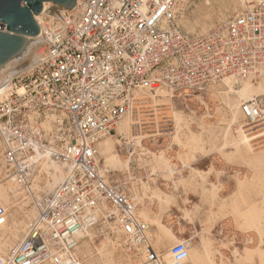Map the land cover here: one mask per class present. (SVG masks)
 I'll list each match as a JSON object with an SVG mask.
<instances>
[{"label":"built area","instance_id":"obj_1","mask_svg":"<svg viewBox=\"0 0 264 264\" xmlns=\"http://www.w3.org/2000/svg\"><path fill=\"white\" fill-rule=\"evenodd\" d=\"M235 1L206 30L182 24L193 0H77L63 18H43L40 59L0 78V181L10 180L18 203L34 210L0 264H82L81 240L107 228L143 264H187L186 241L154 248L138 193L129 177L106 169L98 142L115 133L136 91L200 93L264 75V0ZM239 108L244 127L264 116L259 97ZM48 163L62 171L50 190ZM10 209L0 203V227Z\"/></svg>","mask_w":264,"mask_h":264},{"label":"rangeland","instance_id":"obj_2","mask_svg":"<svg viewBox=\"0 0 264 264\" xmlns=\"http://www.w3.org/2000/svg\"><path fill=\"white\" fill-rule=\"evenodd\" d=\"M212 1L193 0L186 13L195 25L193 30L209 29L231 13L229 0ZM218 9H222L221 13ZM192 11L199 15L202 23L194 22ZM40 48L39 51L43 50V46ZM258 80L264 83V75ZM165 94L144 90L134 95L128 115L132 121L131 132L110 135L117 153L123 160H130L129 167L114 170L113 177L130 178L129 186L139 195L138 213L150 224L152 243L157 250L165 252L172 242L166 237L161 242L156 241L155 216L167 226L172 224L170 228L179 237L201 249L210 240L213 248L222 254V259L219 253L216 254L218 264H258L257 259L242 261L235 252L256 247L260 238L264 242V158L248 160L246 155L250 152L240 154L232 144V137L241 126L250 138L251 148L255 151L264 149V116L255 124L244 127L242 117L236 118L228 104L213 95L210 89L200 93ZM159 153L168 164L175 166L171 173L162 159L156 158ZM165 194L168 201L161 204L158 197L165 198ZM25 205L22 209L28 210ZM141 209L146 210L147 219ZM12 213L19 219L23 214ZM107 231L108 228L91 231L93 235L88 241L94 252L105 245L119 262L141 264L139 255H127L117 248ZM7 232H0V240L9 237ZM11 245L2 246L0 250Z\"/></svg>","mask_w":264,"mask_h":264},{"label":"bare ground","instance_id":"obj_3","mask_svg":"<svg viewBox=\"0 0 264 264\" xmlns=\"http://www.w3.org/2000/svg\"><path fill=\"white\" fill-rule=\"evenodd\" d=\"M206 1L207 0H205V2ZM218 1L219 0H217V2ZM229 1H230V5H231V10L233 11L235 9L237 3L235 0H229ZM219 3H221V1ZM226 3H225V5H228ZM51 5H53L52 2H44L43 10L40 13L34 15V18H35L37 24L39 25V27L41 29H42L43 18L47 17V16H51V14L45 13L44 10ZM211 5H212V3H211ZM219 6H221V8H222L221 4ZM198 9H199V7H198ZM208 9H209V7H208ZM221 10H219V12ZM194 11H192L194 22L198 23V24H199V22L202 23V19L199 17V15H195L196 12L194 13ZM203 13H204V11H203ZM214 14L215 13H213V16H214ZM206 16H208V15H206ZM202 18H204V16ZM219 18L220 17H218V19ZM189 19H190V17L188 18V14L185 15L184 19H183L184 21L182 20V24L184 22L183 26L187 30L189 29L190 31H193L195 25H194V23H191V21ZM210 24H213V23H210ZM200 25H201V28L203 29V25L202 24H200ZM206 27H208V26H206ZM43 45H44V40H43L42 35L40 33L37 34L36 36L27 37L25 47L22 50V52H20L19 54L15 55L12 58H10L6 63H4L0 67V78L7 76L11 71H14V70H18V71H29V70H31L32 66L40 59V57L43 53V50L39 51V49H41L40 47ZM210 90L212 91L213 95H215L216 97H219L222 101H224L226 104H228V106L232 109L233 115L235 117L238 115L241 116L240 108H239L240 103L242 101H246L248 99H251L252 97H259L262 101L263 109H264V83H263V81L259 82V80L258 81L256 80V82H255V81H251L250 79H247V80L242 81L238 87H233L230 79H224L222 81V83H220L218 85L211 86ZM142 91H144V90H142ZM142 91H136L135 95H138ZM165 92H166L165 90H157L156 91V93H161L162 95H167V94H165ZM231 94H235L236 97L233 98L232 97L233 95H231ZM142 95H144V94H142ZM129 114H130V112L128 114H126L116 124V126H115V134L116 135L117 134L125 135V134H129L131 132L132 121L130 118H128ZM176 116H179V115H176ZM235 132H236V135L235 136L233 135V137H232V144L236 147L235 149L240 154L243 155L245 152L246 153L250 152L249 155H246L248 160H250V161L255 160V159L264 158V149L257 150V151L253 150V148H251V144L249 143L250 138H248L247 134L244 132V130L241 128V126H238V129L235 130ZM194 138H196V137H194ZM229 139H231V138H229ZM193 140L195 141V139H193ZM98 148H99V153H100L101 157L104 159V165H105L106 169H110V170L111 169L112 170L118 169L119 170V169L129 167V161L130 160H128L126 158L123 160L121 158V156L117 153L116 144H115V141L112 139V137L105 136V137H102L101 139H99ZM156 158L162 159L161 162L169 168L170 173L174 170L175 166L172 167V165L168 164L167 160L164 158V156L162 154L159 153V156H157ZM250 161H249V163H250ZM252 163H253V161H252ZM258 163H259V161L257 162V165H259ZM255 164H256V162H255ZM47 166L48 167H47L46 171L48 172L49 179L45 182V188L47 190H50L57 182H59L61 180L62 171L51 163H48ZM0 173H1V167H0ZM133 190H135V189H133ZM211 191H213V190H211ZM213 193L215 194L216 191ZM16 197H17V192H16V188L14 187L13 183L10 180H5L4 182L0 181V203H3L5 206H8L9 208L11 207V209H10L11 211H9V214H8L7 222L2 226V228L0 227L1 231H8L7 233H9V237H11V239L8 237V238H5L3 240H0V249L2 246H9V244L11 245L12 244L11 242H13V241L16 242L17 240L18 241L21 240V238L24 236V234L26 232V228H27V224H28L29 220L34 215V210L32 208L29 207L28 210L22 209L23 204H19L18 201L16 200ZM158 198H159V201L161 204H164L168 201L167 194H165V198H163V197H158ZM140 199H142V198H140ZM12 211H14V213H16V212L19 213V215L21 212L23 214L20 215L21 217L19 216L20 217V219H19L18 217H16L17 214L14 216ZM141 214L146 219L149 217L146 210H142ZM153 219H154L153 225H155L154 236H155L156 241L161 242L162 238L166 237V239H168L170 242H172V244L177 242V241H182V240L186 241L188 243L189 249H188L187 264H218L216 261V259H217L216 254L217 253H219L221 259L223 258L221 252L218 250H215L213 248L212 242L210 240H209V242H206L205 245H203V247L201 249L196 244L191 243L189 240L179 237L173 231V228L172 229L170 228L172 226V224H171V226L170 225L167 226L160 218H158V216L157 217L155 216ZM149 226H150V224H149ZM245 231L247 232L249 230H245ZM92 235L93 234L91 233V231H88L87 234L84 236V238L81 240V243L77 248V253L82 257V264H128V263H123L124 261L119 262L118 260H116L114 258V256L112 255L111 251L109 249H107L105 247V245L104 246L102 245L103 247L101 249H96L95 250L96 252H94V249L92 248V244H90V242L88 241V239H91ZM169 245H171V244H169ZM262 245H264V242L260 238L259 243L256 247H253V248L245 247L242 253H239L236 251L235 255H236V257H241L242 261H244V262H250L254 259H257L258 264H264V248L261 247ZM136 262H138V261H136ZM140 263L143 264L142 261Z\"/></svg>","mask_w":264,"mask_h":264},{"label":"water","instance_id":"obj_4","mask_svg":"<svg viewBox=\"0 0 264 264\" xmlns=\"http://www.w3.org/2000/svg\"><path fill=\"white\" fill-rule=\"evenodd\" d=\"M44 2L53 5L45 13L63 18L75 7L77 0H0V21L6 32L0 31V67L22 52L26 39L40 32L34 15L43 10Z\"/></svg>","mask_w":264,"mask_h":264}]
</instances>
